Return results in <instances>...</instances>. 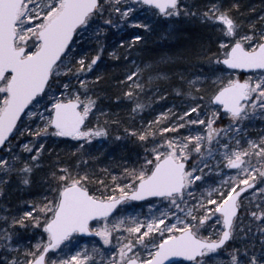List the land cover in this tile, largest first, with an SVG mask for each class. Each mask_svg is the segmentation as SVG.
<instances>
[{"label":"snow or ice","instance_id":"1","mask_svg":"<svg viewBox=\"0 0 264 264\" xmlns=\"http://www.w3.org/2000/svg\"><path fill=\"white\" fill-rule=\"evenodd\" d=\"M242 7L239 0H0V196L13 175L32 187L51 152L47 140L71 138L79 154L75 167L56 156L39 200L0 205V264H95L93 256L100 264H264V127L253 135L245 126L264 118V14L245 17ZM181 16L217 29L216 50L200 53L210 73L173 71L189 61L184 51L142 66L131 60L134 70L125 69L114 97L128 101L131 115L144 111L147 91L168 96L155 81L171 86L177 77L186 107L140 128L125 125L115 139L135 137L143 154L105 183L82 170L87 147L121 123L101 103L107 93L95 68L105 54L128 61L146 38L136 29L151 33L160 17ZM86 39L95 44L91 56ZM129 201L148 212L117 216ZM29 228L32 240L20 242L18 229ZM83 233L111 254L99 243L73 252Z\"/></svg>","mask_w":264,"mask_h":264},{"label":"trees","instance_id":"2","mask_svg":"<svg viewBox=\"0 0 264 264\" xmlns=\"http://www.w3.org/2000/svg\"><path fill=\"white\" fill-rule=\"evenodd\" d=\"M243 5L241 11L245 17L254 19L257 15L259 1L254 0H239ZM190 3L203 5L206 0H192ZM254 10V11H253ZM160 23L155 27L151 33H146L143 29H136L135 31L145 35V40L137 42L139 45L134 51L128 61L121 57L120 61L104 55L103 60L99 62L95 68L94 74H102L104 81L100 85V89L106 92L107 95L102 98L101 103L111 109L112 118L119 119V125L111 127V136L108 138H97L90 147H87V155L89 157L88 163L82 165V170H87L94 174L97 179H103L105 183H111V175L119 174L123 167L131 165L137 158V155L143 154L141 144L137 142L135 137L123 136L122 139L116 140L117 134H123L125 125H132L137 128L147 125L149 120H154L156 116L164 110L170 109L171 105L176 103L179 99L175 92V88L179 86L178 77L174 78L167 85L159 81L154 83L159 84L161 88L168 92V96L163 99H156L157 95L163 97L160 93L151 96V92L147 91L145 100L147 106L142 113L130 114L131 105L125 99L121 103H117L114 99L115 95L120 94L122 85L117 81H123L125 69L134 70L131 60H135L137 64L153 63L160 55L164 53H172L177 51H184L190 53L189 61H181L182 68L173 69V71H184L185 74L190 72L200 73L203 71L209 74L211 66L208 65L207 52L204 55L200 53L204 50H216L218 35L217 29L213 28L211 24L201 22L199 19L181 16L171 21L159 18ZM132 31V30H130ZM114 30L109 33V41L113 40ZM118 35V33H116ZM127 38V37H126ZM182 44L179 50L177 46ZM84 52L91 56L94 52L86 50L85 43L83 44ZM110 51V49H109ZM127 55V53H125ZM148 73H145V79ZM186 99V98H184ZM103 119V117H101ZM95 123V117H93ZM258 126L252 121L247 125L248 129H253ZM254 135V132H251ZM32 140L33 137H22L19 141L13 138V144H21L25 140ZM45 142V141H42ZM77 146L71 141V138H54L46 141V149H51V152L45 150L43 153L42 164L43 167L35 172V183L32 187H22L18 184L15 175L12 176L11 181L6 185L4 195L8 200V205L13 209L22 205L23 201L39 200L42 196L47 194V185L43 182L49 170L56 166V156L60 157L62 163L72 164L75 167V161L79 158V154L75 152ZM16 152H20L19 147L15 148ZM26 158V154H25ZM5 187V186H3ZM20 242L27 243L32 240L34 233H29L28 230L18 229ZM34 242V241H33ZM1 255V254H0Z\"/></svg>","mask_w":264,"mask_h":264},{"label":"rangeland","instance_id":"3","mask_svg":"<svg viewBox=\"0 0 264 264\" xmlns=\"http://www.w3.org/2000/svg\"><path fill=\"white\" fill-rule=\"evenodd\" d=\"M192 0H180V2L183 4V3H190ZM254 1H259L260 3L258 4V10H257V16L261 15V14H264V0H254ZM207 2V0H206ZM141 12L143 13V15H151V12L150 11H144L143 9H141ZM255 17V18H256ZM163 18V17H162ZM179 17H174L173 19H177ZM254 18V19H255ZM165 20H167V18H163ZM114 30V29H113ZM130 29H125V33H123V35H125L127 37V32H129ZM115 32V30H114ZM118 35H122V33H118ZM83 44L85 43V47H86V50L85 51H88V49L90 48V51L91 52H94V48H95V44L94 42L92 41H88L87 39L82 42ZM180 48H182V44L177 46V49L179 50ZM94 54V53H93ZM144 64H147V63H144ZM217 75H219V71H217L216 73ZM164 84L167 85V82H163ZM157 92L156 91H152L151 92V96L155 95ZM162 96L164 95L163 91L159 92ZM177 97L179 98L176 103L172 104L171 105V108L173 109V111H175V108L173 106H176V107H186V104H185V99L183 97H179L177 95ZM165 111V110H164ZM253 123H257L258 122V126L254 127V130L256 133L259 132V130L263 127L262 126V122L264 121V118H261V117H256L254 118L253 120ZM223 123H227V118H225L223 121ZM250 124V122H247L245 124V126L247 127V125ZM33 127H35L33 125ZM250 131V130H249ZM22 138V137H21ZM20 138V139H21ZM15 141H17L15 139ZM42 142V141H41ZM20 149V148H19ZM16 150V149H14ZM2 154V153H0ZM215 179H217V181L219 180V177H215ZM209 183H211V180L208 181ZM5 188H7L5 186ZM0 205H8V200L6 198V195H3L0 196ZM21 207H23V205H21ZM138 212H144V213H147L148 212V208H147V205L143 204V203H133V202H127V204H124L122 205L120 208H119V211L116 213L117 216H120V215H135L136 213ZM29 233H32L33 230L31 228L27 229ZM253 230H255V228H253ZM38 235V233H37ZM99 243V245L105 250V253L106 255H110V251H108V249L111 247V246H108V245H103L102 244V241L100 240L99 237H95V238H92V239H83V238H80L77 236V240L74 241V246L72 248V251L75 252L77 251L78 249L80 248H85L87 247L89 250H91L93 248V246L95 244ZM2 255V253H0ZM100 259L101 257L100 256H93L90 258V260H94L95 261V264H100Z\"/></svg>","mask_w":264,"mask_h":264},{"label":"water","instance_id":"4","mask_svg":"<svg viewBox=\"0 0 264 264\" xmlns=\"http://www.w3.org/2000/svg\"><path fill=\"white\" fill-rule=\"evenodd\" d=\"M248 74V73H246ZM151 199V198H150ZM132 202H137V203H141L142 201H132ZM121 205H118V208L120 207ZM78 236L82 237V238H92V237H95L94 234H89V233H83V234H77Z\"/></svg>","mask_w":264,"mask_h":264}]
</instances>
